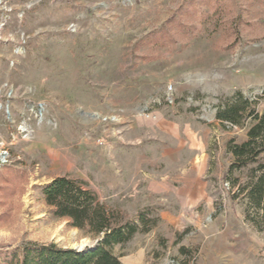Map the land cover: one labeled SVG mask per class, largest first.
Masks as SVG:
<instances>
[{"label":"rangeland","instance_id":"rangeland-1","mask_svg":"<svg viewBox=\"0 0 264 264\" xmlns=\"http://www.w3.org/2000/svg\"><path fill=\"white\" fill-rule=\"evenodd\" d=\"M236 91L264 109V0H0V264L96 242L43 201L63 175L157 218L114 247L121 264H264L224 178L248 124L215 112Z\"/></svg>","mask_w":264,"mask_h":264},{"label":"trees","instance_id":"trees-1","mask_svg":"<svg viewBox=\"0 0 264 264\" xmlns=\"http://www.w3.org/2000/svg\"><path fill=\"white\" fill-rule=\"evenodd\" d=\"M215 119L236 127L248 124L245 140L231 138L226 142L225 151L232 159L225 167L224 178L230 183L232 199L244 202V220L257 231H264V109L258 111L253 101L236 91L217 105ZM236 171H245L243 178L234 177ZM41 194L53 217L65 219L96 242L82 249L27 242L5 251L1 264H121L114 247L125 244L136 233L150 231L157 222L146 211L124 220L82 181L66 175L43 185Z\"/></svg>","mask_w":264,"mask_h":264}]
</instances>
